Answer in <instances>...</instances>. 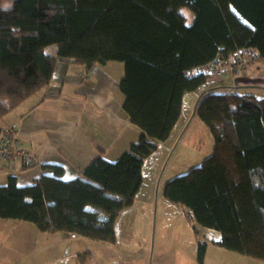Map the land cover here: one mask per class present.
Returning <instances> with one entry per match:
<instances>
[{"label": "trees", "instance_id": "trees-1", "mask_svg": "<svg viewBox=\"0 0 264 264\" xmlns=\"http://www.w3.org/2000/svg\"><path fill=\"white\" fill-rule=\"evenodd\" d=\"M251 48L264 62V0H0V119L46 88L59 60L88 70L120 61L123 109L141 130L117 160L102 148L74 179L58 164L42 165L31 184L10 175L0 217L115 243L120 214L143 189L145 158L170 137L187 92L204 91L196 115L214 136L213 153L169 180L164 198L197 234L195 225L217 230L224 248L264 262V97L188 74ZM206 248L201 239V264Z\"/></svg>", "mask_w": 264, "mask_h": 264}, {"label": "rangeland", "instance_id": "rangeland-1", "mask_svg": "<svg viewBox=\"0 0 264 264\" xmlns=\"http://www.w3.org/2000/svg\"><path fill=\"white\" fill-rule=\"evenodd\" d=\"M189 13L191 14L192 11ZM252 64H256L255 61ZM105 70L115 72L116 76L122 75L123 62L110 61L103 71ZM87 80L86 83L89 84H86L85 88L93 87L92 79ZM85 88L66 89L62 97L57 94L55 99L50 100L48 104L55 108H64L66 115L71 113L67 122L76 128H87V140L95 144L98 149L100 146V154L104 148L106 150L104 156L115 161L130 148L131 144L139 142L141 130L135 124L139 131L138 134H135L133 126L123 127L121 131L112 127L105 128L103 120H107V118L101 111L99 120L94 121L95 106H86L83 101L86 95ZM217 90L219 91V89ZM224 92H229V90L225 89ZM67 94L71 96L68 97ZM199 96V91L187 92L179 123L175 126L170 137L167 140L159 141L157 149L145 158L143 189L136 204L130 208L133 209L130 212L131 216L127 215L121 223L119 220L117 222V242L108 244L112 254H108L107 249L100 245V252L95 255L100 264H115L113 259L117 258H122L123 261L133 259L137 263L143 264L141 262H144L146 253H148L149 264H197L200 241L197 236L201 235L195 232L193 223L182 218L184 214L181 207L164 198V190L169 180L201 165L213 153L215 139L212 132L198 115L193 116ZM258 96L260 97V95ZM58 97L60 98L58 99ZM13 119L15 116L11 115L10 120ZM97 124H100V131L93 129ZM7 125L14 124L8 123ZM141 204L147 205L141 209ZM164 220L168 221V224L166 233L162 236L160 230ZM20 223L18 226L11 222L8 227L10 229L0 230V242L1 238H5L6 241H2L0 252L7 256L2 260L8 261L9 264H62L59 260L61 249L54 246V239L61 232L41 231L29 221ZM197 231L199 233V229ZM162 242L163 249L160 250ZM100 243L105 242L100 241ZM42 247L46 250L41 249ZM212 249L214 250L210 251L208 256H211L207 257L205 264H233L230 262L228 254L221 257L222 259L214 257L217 249ZM143 250L145 251L143 252ZM236 255L241 256L237 253ZM90 260V263L94 264L93 259ZM117 264H122V262L119 260ZM199 264H201L200 261Z\"/></svg>", "mask_w": 264, "mask_h": 264}, {"label": "crops", "instance_id": "crops-1", "mask_svg": "<svg viewBox=\"0 0 264 264\" xmlns=\"http://www.w3.org/2000/svg\"><path fill=\"white\" fill-rule=\"evenodd\" d=\"M108 64L109 62L98 64L88 70L73 59L59 60L50 84L37 94L26 99L4 119H0V135L6 124H16L23 147L37 155L39 160L35 167L24 170L21 162L5 158L0 159L1 185L6 184L8 177L12 174L18 176L21 185L31 184L43 173L42 165L44 164L61 165L64 167L63 178L66 180L74 179L80 176L81 168H84L87 163L100 154V146L98 149L95 144L87 140V128L81 129L70 125L67 122V118L71 116V113H67L66 115V112L63 110L64 108H55L48 104L50 100L55 99L57 94L62 97L66 89L85 88L86 84H89L86 83L88 82L86 79H92L93 87L85 88L86 95L83 101L86 106H95L96 112H94L93 120H99L101 111L107 118V120H103L105 128L112 127L121 131L123 127L130 128L133 126L135 134L139 133L130 120L129 115L123 109L124 96L119 90L122 75L116 76L115 72L103 71ZM212 82L214 83L212 86L217 85L218 88L220 87L219 90L222 91L228 89L229 91L241 92L240 90H242L243 92L241 93H252L256 96L260 95V97H264L261 96L264 95V62L252 64L247 71L240 75L234 77L225 75L221 80ZM67 96L70 97L71 95L67 94ZM11 115H14L15 119L10 120ZM93 129L100 131V124L95 125ZM147 204H141V209H144ZM163 207H166V205H163ZM132 210L123 211L119 216V222L121 223L127 215L130 217ZM182 218L185 219V216H182ZM185 220L188 221L187 219ZM11 222L20 226V222L25 221L0 217V230L10 229L8 227ZM167 224L168 221L166 220L161 223L160 233H162V236L166 233ZM195 226L199 229V234L201 235L197 236V238L207 242L203 264H205L207 257L211 256L208 255L211 250H214L212 248L217 249L216 252L214 251V257L221 258L228 254L230 262L233 264H264L262 261L251 259L243 254L241 256L236 255L237 252L224 248L220 244L222 235L219 231L200 225ZM56 236L54 246L57 249H61L59 260L62 264H91L90 259H93L94 264H100L98 258L95 257L96 253L100 252V245L107 249L108 254H112L108 245H111V243H100L97 240L73 236L66 232H61V234H57ZM1 239L3 242H6L5 238ZM145 240L147 242V238ZM41 249L46 250L44 247ZM162 249L163 242L160 245V250ZM3 257L7 256L2 255L0 252V264H9L8 261L2 260ZM119 260L122 264H139L133 259L127 261H123L122 258L113 259L115 264L119 263ZM141 263L149 264L148 253H146V257L144 256V262ZM197 264H199L198 260Z\"/></svg>", "mask_w": 264, "mask_h": 264}, {"label": "built area", "instance_id": "built-area-1", "mask_svg": "<svg viewBox=\"0 0 264 264\" xmlns=\"http://www.w3.org/2000/svg\"><path fill=\"white\" fill-rule=\"evenodd\" d=\"M257 52L251 48L230 57H218L205 66L189 71V75L204 72L211 79H219L224 75H237L248 69L256 60ZM10 159L24 165L38 163V157L24 148L18 136V128L14 125H5L0 138V159ZM75 236V235H73Z\"/></svg>", "mask_w": 264, "mask_h": 264}, {"label": "water", "instance_id": "water-1", "mask_svg": "<svg viewBox=\"0 0 264 264\" xmlns=\"http://www.w3.org/2000/svg\"><path fill=\"white\" fill-rule=\"evenodd\" d=\"M203 92H204V91H203ZM203 92L201 93V95H200V96H199V98H198V101H197V103H196V106H195V110H194L193 116H195V115H196V113H197V106H198V102H199V100H200V98H201V96H202Z\"/></svg>", "mask_w": 264, "mask_h": 264}, {"label": "bare ground", "instance_id": "bare-ground-1", "mask_svg": "<svg viewBox=\"0 0 264 264\" xmlns=\"http://www.w3.org/2000/svg\"><path fill=\"white\" fill-rule=\"evenodd\" d=\"M247 71V70H246ZM245 72V71H244ZM244 72H242V73H244ZM242 73H240V74H242ZM240 74H237V75H240ZM225 76V75H224ZM223 76V77H224ZM229 76H231V75H229ZM234 76H236V75H234ZM234 76H232V77H234ZM223 77H221V78H219V79H212V81H216V80H221Z\"/></svg>", "mask_w": 264, "mask_h": 264}]
</instances>
